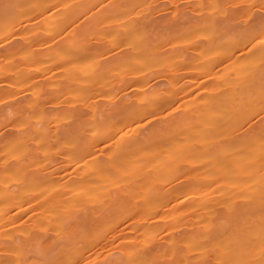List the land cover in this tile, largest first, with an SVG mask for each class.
Instances as JSON below:
<instances>
[{
    "label": "rangeland",
    "instance_id": "obj_1",
    "mask_svg": "<svg viewBox=\"0 0 264 264\" xmlns=\"http://www.w3.org/2000/svg\"><path fill=\"white\" fill-rule=\"evenodd\" d=\"M32 3L33 0H0V28L8 24L3 17L5 4L18 17L13 30L0 38V109L11 112L7 113L10 116L0 117V264H38L43 260L45 264H133L137 257H128L124 252L130 246L136 251L152 250L143 264H196L205 255L188 248L184 236L197 230L210 242L213 234L206 222L212 214L199 215L202 208L187 213L179 207L165 217L145 215L147 196L170 185L171 180L156 176L158 172L145 177L133 166L95 170L96 162L109 160L113 146L95 159L93 155L79 158L73 145L89 135L94 119L101 118L102 112L121 99L138 95L133 86L123 89L114 82L118 76L138 71L150 77L185 70L186 46L215 30L210 21L194 19L199 15L221 22L230 11L236 12L232 23L241 30L223 33L220 41L229 40L242 50L220 57L221 69L214 75L210 68L199 64L201 74L212 77L181 100L183 107L192 101L197 109L203 108L211 97L223 103L230 94L264 88V58L247 51L253 40L264 35L257 23L264 14V0H45V13L32 10L28 16L25 11L32 9ZM117 7L127 8L126 17L135 25L153 16L154 27L147 32L135 27L136 32L116 43L117 25L111 11ZM100 9L106 14L103 21L97 17ZM184 12L193 22L187 26L190 30L182 23L175 31L174 27H168V31L163 27L173 19L179 23ZM51 21H65L62 33L52 32L48 37ZM25 23L29 25L22 27ZM163 37L166 48L136 56L141 43L149 40L155 44ZM88 51L91 54L83 61ZM128 51L131 54H125ZM198 59L191 54V61ZM87 66L96 67L92 77L101 73L111 77L102 87L89 89ZM26 67L32 74H43L42 78L27 77ZM71 74L77 77L74 82ZM185 83L186 78H182L179 88ZM168 85L165 78L155 79L144 92H161ZM178 104L174 102L159 113L118 120L117 124L125 126L131 136L145 135L176 112L180 114ZM123 116L116 115L114 120ZM216 120L221 132L224 117ZM209 123H213L211 118ZM84 175H90L94 185L87 190V202L74 205L62 196L72 187L82 188L75 181ZM130 189L134 191L128 198L112 199ZM87 205H101V209L92 213L85 208ZM19 208L22 213L13 216ZM222 209L214 213L216 226H223L222 232L216 233L217 247H264V201L251 202L239 196L231 208ZM147 216L158 220L153 236L145 229L143 221ZM108 232L115 238L106 241L104 235ZM205 259L214 262L212 256ZM249 264L259 261L251 257Z\"/></svg>",
    "mask_w": 264,
    "mask_h": 264
},
{
    "label": "bare ground",
    "instance_id": "obj_2",
    "mask_svg": "<svg viewBox=\"0 0 264 264\" xmlns=\"http://www.w3.org/2000/svg\"><path fill=\"white\" fill-rule=\"evenodd\" d=\"M43 2L45 0H33L32 9L27 8L25 13L28 16L32 15V10L45 13L47 6ZM161 6L160 8L165 5ZM262 8L264 11V5ZM126 10L127 8L117 7L114 11H111L115 13L113 23L115 26L117 25L114 35L116 43H121L129 37L135 31V27L138 30L140 28L147 32L150 28L152 29L155 22L153 16L154 20L148 16L140 20L138 25H135L131 19H127L128 13ZM4 12L3 17L7 18L8 24L7 26H1L0 38H5L7 33L13 30L15 23L18 22V17L9 9ZM236 14V12L230 11L228 16L221 22L215 17L203 18L199 15L200 18L197 16V18H194L197 21H210L215 26V30L207 37L203 36L205 38L198 39L199 41L196 43L192 45L189 43L186 46L184 57L188 61L185 70L172 74H156L150 77H146L145 73L138 71H131L122 77L118 76L114 82L119 83L123 89L133 86L138 95L136 98L121 99L110 109L102 112L99 116L101 118L94 119L92 128L88 132L89 135L73 145V151L77 153L79 158L93 155L95 159H98L99 154L109 146H113V154H111L109 160L96 162L93 167L95 170L107 166L119 169L133 166L140 170L145 177L158 172L156 176L163 175L171 180L170 185L164 186L147 196L143 209L145 215L159 214L158 217H165L179 207H184L187 213L202 208L203 210L199 215L212 214L206 222L207 226L212 229L213 235L210 242L205 241L197 230H193L184 236L188 248H194L199 251L200 255H205L200 257L201 260L197 261L196 264H249L251 257L257 258L259 264H264V247H217L216 233H221L223 226H216L214 223L216 217L214 213L221 212L223 207L231 208L233 202L239 196L247 197L251 202L264 201V88L246 89L230 94L227 101L223 103H220L218 97H211L207 107L198 109V105L192 101L187 102L184 107L183 101H181L193 89L202 85L212 75L216 74V71L221 69L218 68L220 57L236 55L238 51L242 50L236 45L233 46L229 40L220 41L223 33L241 30L232 23L237 17ZM105 15L100 9L97 17L99 16L103 21ZM175 20L167 21V24L163 23V27L165 26L164 28L167 31L168 27H174L172 30L175 31V28L179 25L180 27L184 25L185 28L187 26L191 27L193 23L187 12H184L179 23ZM257 23L264 29V14L258 18ZM28 25V23H25L21 26ZM49 26L51 28H48L47 35L51 37L52 32L59 31L62 33L65 21H51ZM187 28L185 29L187 30ZM164 40L165 37L155 44L149 40L144 41L136 50V56L140 54L147 56L157 53L162 47L166 48ZM247 51L252 56L264 58V35L253 40ZM88 53L87 57L83 56V61L88 59L91 51H88ZM192 53L199 57L198 61L190 60ZM125 54L129 55L131 52L128 51ZM199 64H204L214 73L211 76L209 75V78L202 75L197 68ZM95 68L94 66H87L86 68L89 76L87 77V87L89 89L102 87L107 82L106 80L111 77V74L106 73L92 77L91 74ZM27 70L26 76L30 79L38 80L43 76V74H37V72L35 74L30 73L28 68ZM76 78L74 74L70 75L71 82H74ZM161 78H165V81L169 83L167 88L161 92L153 91L150 94L144 92L152 81ZM182 78H186L187 83L179 88ZM174 102L179 103L178 106L182 109L181 113L176 112L174 117L169 119L163 118L165 120L161 124H157L145 135L136 134L131 136L125 126H118L117 124L118 120H124L125 118L135 119L140 115L159 113L162 109L173 105ZM7 113L11 114L10 110L3 111L0 109V117L8 115ZM119 114H124V116L114 120L116 115ZM219 116H223L225 122L221 132H219V124L216 120ZM210 118L213 121L212 124L209 123ZM101 129L105 130L101 132ZM117 133L119 134L118 137L116 136ZM91 179L90 175L79 176L75 184H81L83 187L80 189L72 187L71 191L62 197L72 201L74 205L86 203L87 190L94 185ZM133 191L134 189H130L121 194H115L112 199H126L131 196ZM23 198L22 196L21 199ZM19 203L23 202L20 200ZM209 205H212V207L210 206V208ZM85 208L95 213L101 209V205L98 207L87 205ZM18 210L14 215H11L17 217L22 213L20 208ZM201 220L205 219L201 218ZM157 221V219L149 220V216L143 221L146 231L151 236L155 234L154 226ZM113 236L114 233L108 232L104 235V239L110 241ZM134 249L135 247L130 246L124 250L128 257H137L133 264H143L152 252V250L136 251ZM78 255L83 256L85 253H79ZM207 256H212L214 262L208 263L205 259ZM45 263V260H43L38 264Z\"/></svg>",
    "mask_w": 264,
    "mask_h": 264
},
{
    "label": "snow or ice",
    "instance_id": "obj_3",
    "mask_svg": "<svg viewBox=\"0 0 264 264\" xmlns=\"http://www.w3.org/2000/svg\"><path fill=\"white\" fill-rule=\"evenodd\" d=\"M10 7H11L10 5L5 4V5H4L5 11L7 12V10H8Z\"/></svg>",
    "mask_w": 264,
    "mask_h": 264
}]
</instances>
